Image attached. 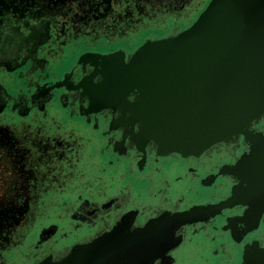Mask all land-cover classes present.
I'll return each mask as SVG.
<instances>
[{
    "label": "flooded vegetation",
    "instance_id": "obj_1",
    "mask_svg": "<svg viewBox=\"0 0 264 264\" xmlns=\"http://www.w3.org/2000/svg\"><path fill=\"white\" fill-rule=\"evenodd\" d=\"M33 1L0 0V125L32 170L26 213L0 230V264L60 259L122 221L129 235L153 231L141 242L155 253L146 264H246L252 242L264 248V209L255 222L242 202L219 207L239 183L221 169L251 143L240 136L198 156L159 155L152 143L140 151L116 127L118 113L91 107L80 85L93 70L87 56L128 61L146 40L187 28L210 0ZM250 130L264 134V116Z\"/></svg>",
    "mask_w": 264,
    "mask_h": 264
},
{
    "label": "water",
    "instance_id": "obj_2",
    "mask_svg": "<svg viewBox=\"0 0 264 264\" xmlns=\"http://www.w3.org/2000/svg\"><path fill=\"white\" fill-rule=\"evenodd\" d=\"M104 57L83 59L93 70L80 81L82 94L91 107L117 112L114 121L122 126L116 127L140 151L152 143L159 155L198 156L240 136L251 143L248 153L221 169L239 183L219 208L242 202L249 207L245 217L256 222L264 209V134L250 126L264 116V0H210L187 28L146 40L128 61ZM95 73L101 81L94 82ZM124 226L122 221L111 233L39 264L153 259L155 253L144 254L141 245L153 231L129 235ZM252 243L243 252L244 263L264 264V248Z\"/></svg>",
    "mask_w": 264,
    "mask_h": 264
},
{
    "label": "rangeland",
    "instance_id": "obj_3",
    "mask_svg": "<svg viewBox=\"0 0 264 264\" xmlns=\"http://www.w3.org/2000/svg\"><path fill=\"white\" fill-rule=\"evenodd\" d=\"M46 2L51 6H60L65 0ZM174 2L177 0H159L158 4L159 7H168L174 6ZM18 139L14 131L0 125V230L18 223L27 211L32 170L27 163L30 160L29 152Z\"/></svg>",
    "mask_w": 264,
    "mask_h": 264
},
{
    "label": "bare ground",
    "instance_id": "obj_4",
    "mask_svg": "<svg viewBox=\"0 0 264 264\" xmlns=\"http://www.w3.org/2000/svg\"><path fill=\"white\" fill-rule=\"evenodd\" d=\"M160 234V233H159Z\"/></svg>",
    "mask_w": 264,
    "mask_h": 264
}]
</instances>
